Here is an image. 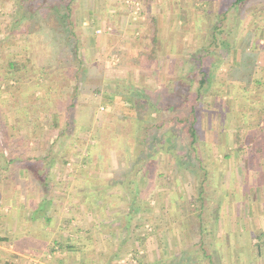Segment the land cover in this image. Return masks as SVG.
Segmentation results:
<instances>
[{
    "label": "rangeland",
    "instance_id": "rangeland-1",
    "mask_svg": "<svg viewBox=\"0 0 264 264\" xmlns=\"http://www.w3.org/2000/svg\"><path fill=\"white\" fill-rule=\"evenodd\" d=\"M15 3V0H0V22L1 25L5 24V28L11 15L15 16L16 12L20 14L26 12V9L19 10L14 7ZM226 3L229 5L231 0H78L73 15L76 37L72 38V43L65 36L68 33L65 34L63 28L57 27L54 30L50 24H47L49 22H45L42 12L34 13L35 20L33 19L32 22L39 23V27L33 28L30 35L18 33V38L13 39V44L27 46L25 53L36 68L37 76L33 78L35 81L40 83L42 79L45 80L47 89V80L50 84L53 82L54 85L62 87L59 91H54L57 97L55 96L54 99L55 105H52L60 115V126L54 127L53 118L47 120V115L39 118L37 122L40 124L34 123L36 126L34 133L23 137L19 134L22 138L18 142L19 146L26 152H23V155L19 154L20 156H13L22 157L24 160L36 159L38 155L46 156L51 141L56 138L51 157L67 163L66 168L69 172L73 170L72 173L83 175L85 172H92L94 166L92 162L96 157L103 160L104 155L101 156L103 152L100 147L102 144L118 142L117 145L111 144L107 147H113L110 151L111 157L103 160L104 163L102 161L99 166H96V163L93 168L97 173L98 170H103L99 175H105L106 178L114 175V171L124 163L122 150L125 148V139L120 137L117 140L113 138L109 140L108 137L106 140L100 137L98 129L105 112L128 117L127 109H124L123 104L118 101L121 97H125L124 94H129L124 90L129 87L123 83L119 85L118 92L116 90L113 92L111 88L105 87V82L129 81L131 87L135 84L139 93L150 91L153 94L155 91L161 105H164L165 100L169 99L167 96L174 90V80L186 73L188 59L192 55L203 53L202 64L206 67L211 66L208 67L211 71L215 70L216 82L213 87L214 96L206 95V99L211 101L210 108L202 113V127L206 137L205 154H208V158L213 161L214 185H221L220 189L225 188L227 192L217 225L218 233L223 234L225 242L222 241L217 252H214L219 261H234V258L241 255L244 263L250 264L255 258L252 247L257 242L255 235L264 230V0L247 1L238 11H235V7L228 8V12L224 15L228 7L223 9ZM90 11L95 12L93 25L89 24ZM222 19L224 33L214 31L215 23ZM29 27L31 29V25ZM155 33L160 41L159 54L151 60L148 57L152 49L150 35ZM217 37L226 38L230 47L219 46L216 56L208 58L209 51H214L211 47H217L215 43L213 44ZM77 39L78 48L73 51V44ZM208 42L209 44L211 42V47ZM201 47L204 48L200 49ZM217 55L221 58L219 59ZM4 56L9 58L6 53ZM48 65L50 75H43L39 68H47ZM3 74L4 72L0 70V77ZM248 78L261 84L247 81ZM11 80L15 79L12 77ZM9 82L12 85L13 82ZM230 82L241 85L230 89ZM198 85L197 78L192 85L185 87L186 92L183 91L175 96L178 101L185 99L183 102H177L178 106L175 110L172 108L170 110L169 107L161 110L149 109L145 103L140 112L143 114L147 113V110H153L154 115L158 117L155 122H161L164 127H173L177 134L180 133L178 137L183 146L188 143L189 136L174 119L177 114L184 117L190 111L189 90L196 92ZM2 89L7 90V85L2 83ZM31 89L34 87L31 86ZM42 92L38 94L42 98L39 104L48 105L50 102L47 100V92L44 90ZM73 97L77 98L76 105H78L74 109H69ZM174 103L170 105L174 106L176 104ZM19 104L22 106L21 101ZM68 111L72 114L75 127L72 130L67 129L68 132L62 134L61 131L67 122L64 115ZM23 121L26 123L27 120L21 122V126L25 127ZM17 126L18 131L21 126L20 124ZM164 127L153 130L160 133ZM34 128L32 127V130ZM5 134V129H0V143H4ZM76 135L87 141L82 145L83 148H79V156L73 155L72 150L77 144L72 145L69 142ZM37 140L41 145L35 144ZM38 146L41 148L37 149ZM234 148H241V152L233 154ZM227 151L231 152L232 157H225ZM7 153L9 155L8 150ZM87 153H90L92 159L89 164L84 161ZM75 159H80L82 162H77ZM59 168L57 166V172L51 169L50 173L59 174ZM166 170L171 173L172 182L165 175ZM64 171L65 167L62 165L61 176L63 173L66 174ZM64 182L58 189L57 195L60 197L56 199L60 205H64V199L67 198L66 189L70 186L69 182ZM197 187L195 177L188 172H183L182 175L169 158H166L162 165L154 162L143 190L150 212L135 219L134 223L141 224V227L132 226L129 235L125 238L127 246L124 247L127 248L120 249L119 256L111 260L112 264H149L164 252L170 256L165 264H173L175 260L171 257L182 254V250L196 239L191 232L192 221L195 220L189 219L191 217L189 212L193 206L190 210H186L190 196ZM11 197L9 195V198ZM16 199L13 196L6 204L15 205ZM30 200L31 196L28 193L26 202ZM72 200L76 202L78 199ZM123 204L119 196H116L113 205L111 204L113 207L100 202L98 205L105 208L103 214L100 212V217L104 219L111 216V210H116ZM4 207L1 203V214L5 213ZM78 210L79 208L76 209L77 212ZM72 211L71 223L79 225L80 215L75 216V211ZM93 214L96 215V213L84 215L85 222L82 221V227L85 224L88 228L90 224L95 223L99 214L98 216ZM113 219L117 223L111 228L122 225L125 220L124 216L120 217L115 213ZM70 231L74 234L77 230ZM137 235L142 237V242L138 248H133ZM121 236L123 238L124 233ZM110 241H108V251L114 252L118 239L114 235L111 236ZM1 245L0 243V259L14 260L16 264H59L58 261L62 260L60 256L47 258L46 252L40 255L30 250L27 256L23 257L28 262H23L20 259L22 256L8 252L6 247L2 248ZM134 249L137 251L135 252ZM5 250L8 254L3 252ZM52 251L56 254L62 252L56 244ZM262 257H258L255 263H261L264 260ZM178 261V264H185L182 257H179Z\"/></svg>",
    "mask_w": 264,
    "mask_h": 264
},
{
    "label": "trees",
    "instance_id": "trees-1",
    "mask_svg": "<svg viewBox=\"0 0 264 264\" xmlns=\"http://www.w3.org/2000/svg\"><path fill=\"white\" fill-rule=\"evenodd\" d=\"M37 1L38 3H36ZM77 1L78 0H15L16 3L14 7L18 8L19 10L26 9V12L23 14L16 12L15 16L11 15V19L7 23L8 29H11L14 34L24 33L26 35H30L32 33L33 28L39 27V23L32 22V20L34 19L33 14H41L42 12V14H44L45 16V22H49L47 24H50V26L54 30H56L57 27L63 28L64 33H68V35L65 36H67L70 43H72V38L74 39L76 37V33H74L73 29V15L76 9ZM247 1L250 0H231V3L229 5H227L228 3H226V5L223 6V9L224 7H228L224 11V15L228 12V8L233 9L235 7V11L240 10L239 8L244 6L246 4L245 2ZM27 11L29 12L27 13ZM88 17L89 24L93 25L95 12L90 11ZM223 22L224 20L222 19L221 21L215 23L213 27L214 31L218 30L220 33H224ZM30 25L31 29L29 27ZM150 38L152 49L148 57L149 59L153 60L156 55L159 54L158 44L160 41L157 33L150 35ZM3 41H5V39H1L0 42L2 43ZM78 44L79 40L77 39V41L73 44V51L78 48ZM213 44L217 47H211V45L209 46L213 48L214 51H209V53L207 54L208 58H210V56H216L215 54H217L216 51L219 46L221 48L225 46L228 48L230 47L228 46L229 44L226 38L223 37H221V39H219L218 37L214 39ZM203 48L204 47H201L200 49ZM26 49L27 46L24 47V58L21 61L16 60L15 58L13 60H10L9 58L7 72H4L6 76L3 77L4 82L8 87L7 91L11 89L9 92L13 94V99L8 101V103L12 106L18 107L19 111L23 112L25 115L28 111V107L23 105L20 106L19 102L21 99L24 100L26 98V95L30 93L31 88L30 86L28 87V83L33 80L35 76H37L35 72L36 68H33L31 62L29 61L30 59L25 53V51H27ZM217 56L219 59L221 58L220 55ZM202 58L203 53L199 55H192L191 58L188 59V63L186 62L188 67H185L186 73L178 76L174 80V90L169 93V95L167 96L169 99L165 100L166 102L164 103V105H161V102L155 91L153 92V94L150 91H147V93H144L143 91L139 93L138 89L134 86L135 84H133L131 87L129 81L115 80L111 83L108 81L105 82V87L107 86L108 88H111L113 92L115 90L116 92H118V89L120 87L119 85L123 83H125L124 85L126 87H129L124 89L128 91L129 94L126 95L124 93H120L124 94L125 97H121V99L118 98V102L122 103L124 109L128 110H126L128 117H121L118 114L116 115L111 114L110 112H105V115L102 119V124L99 125L100 127L98 129L100 137L105 138L106 140L108 137H110L108 138L109 140L112 138L117 140V138L124 137L125 148L122 150L124 151V155L122 157L124 163L123 166H120L116 169V171H114V175H111L108 178H106L105 175H99V173L103 170H98L99 172L97 173L96 169H93L95 164L97 163L96 166H99L102 164L103 160L105 161V159L110 158V151L113 150V147H107L111 144L117 145L118 142L104 143L100 146L103 152L101 156L104 155V157L102 158L103 160H100L99 158L96 159V157L92 162V159L90 158V153H87V156L84 157V161L87 164L92 162V165L94 166L92 168V172L88 171L87 173L85 172L83 174L87 177V181L85 182L86 191L88 195L87 198L89 200H92L93 204L98 205L100 202H102L107 203L108 207H113L111 206V204L113 205V201L115 200L116 196L122 198V201L124 202L117 214L118 216H124L125 218L122 225L120 224L119 226L114 227L112 229L109 228L103 230H107L110 236L115 235V237H117L118 239V243L116 244L117 251H110L108 253L110 255H115L111 256L112 259L117 258L119 256L120 249L127 248L124 247L127 246L125 245V238H127V235H129L132 226H134L135 228L141 227V224L136 222L134 223L135 219L140 216H145L148 212H150L149 203H147L144 199L143 190L148 182L149 172L153 167V163L156 162L157 164L162 165L164 164L165 159L169 158L171 163L173 162V166H177L178 171L182 175L183 172H188L193 175L198 185V187L195 189V192H193V194L190 196L191 199L188 201V207L186 210H190L193 206V209H191L189 212L191 216L189 217V219L195 220L192 221L193 223L191 232L193 234V238L195 237L196 239L194 243L182 250V254L174 255V257L172 256L171 258L173 260H177L179 257H182L185 264H245L241 255H239L238 258L236 257L237 259L234 258V261L230 260L228 262H225L224 260L219 261L217 256L215 255V252H217L218 248L220 247V243L222 241L225 242L223 234L219 235L218 233L217 225L219 222L222 206L225 202L227 192L225 188L220 189L221 185H214L212 180L214 168L213 161L212 159L208 158V154H205L206 141L204 139L206 137L204 134L205 131L202 127V113L207 112V110L210 108L211 101H208L206 99V95L213 94V87L216 85V82L214 81L215 70L211 71L208 68L211 66L206 67L205 65H203ZM39 70L40 72L42 71L43 74H47V71H45L42 67L39 68ZM234 76L237 75L234 74ZM12 77L18 84L17 86L14 83L10 85L9 81H11ZM197 78L199 85L196 92H190L189 90L188 98L191 99L190 111L186 113L184 117H180L181 115L177 114L174 119V121L180 124L183 130L189 136L188 143L182 146L179 140L180 133L177 134L174 131L173 127H164L162 126L161 122L156 123L158 117L157 115H154V113L152 112L153 110H147V113L142 114L140 112V109L144 107L145 103H147L149 109L156 108L158 110H161L165 107H169L170 110L171 108L175 110V108L178 106L177 102H183L185 100L179 99L180 101H178L176 100L175 96L181 94L183 91L186 92L187 89H185V87L192 85L193 81ZM249 79L251 78H248L246 80L258 84L257 81H252ZM260 84L261 82H259L258 85ZM238 85L241 84L233 82L231 83V85H229V87H231L230 89H232V87L235 88ZM49 88L50 92L47 91V87L44 83L41 84V89L47 92L48 101L52 106L55 105L54 99L57 97L56 94H54V91L57 92L62 89V87H60V85H54L52 82L49 85ZM237 92L240 93V91ZM53 94L56 97L53 96ZM212 96H214V94ZM113 99L114 98L112 97L111 100ZM76 101L77 98L73 97L68 108L71 109L75 107ZM172 102L176 103H174L175 105L173 104L175 107L170 105V103L172 104ZM46 106L47 105H45L44 103L39 104L38 109H45ZM59 122V115L55 114L53 117V126H60ZM74 127L75 125L73 124L72 117L69 114L66 126L61 132L62 134H64L65 132H68L67 129L72 130L74 129ZM158 127L159 129L164 127L163 131L159 133L157 130H153V128ZM71 139L72 140H69V142L72 145H80L79 147L74 146L72 149L76 151L78 150L77 152H74H76L75 154L79 156V148L82 147V145L86 144L87 141L81 139L78 135ZM238 139L240 140L241 137H239ZM232 152L233 154L240 153L241 148H234ZM225 157H232L231 152L227 151L225 153ZM165 175H167L170 181L172 180V175L167 170L165 172ZM197 177H199V179ZM171 190L172 192H174V188H172ZM196 205L198 207H196ZM157 215L160 216L159 214ZM118 230L124 233L123 238L121 236L122 233H120V231L116 232ZM100 232H102V230H100ZM255 238L257 239V242L252 246L255 258L254 260L250 261V264H256L255 261L258 259V257L260 258L264 255V230H261L260 233L257 234V236L255 235ZM141 242L142 237L140 235H137L136 240L133 243V248H138ZM56 244L61 250L67 249L71 252L78 251V246L75 244H63L60 242H57ZM134 250L135 252L137 251V249ZM164 253H161L159 257L161 259L160 262L164 260L162 257ZM168 258H170V256H168ZM139 261H142V259H139ZM262 262L264 264V260ZM0 264L16 263L14 260L0 259Z\"/></svg>",
    "mask_w": 264,
    "mask_h": 264
},
{
    "label": "crops",
    "instance_id": "crops-1",
    "mask_svg": "<svg viewBox=\"0 0 264 264\" xmlns=\"http://www.w3.org/2000/svg\"><path fill=\"white\" fill-rule=\"evenodd\" d=\"M4 25L2 24L0 27V41L1 39H5L2 43L0 42V70L7 72L8 59L10 58V60H13L15 58L21 61L24 58V47L22 45L15 46L13 44V39L18 38V33L14 34L11 29H8L7 25L6 28ZM5 53L9 55V58L4 56ZM31 65L34 67V63L31 62ZM42 68L47 71L46 75L49 76V65L47 68ZM5 76L6 74L4 73L0 77V129L4 128L6 133L4 143L2 141L3 144L0 143V180L2 182H0V204L2 203V205L5 206L3 208L5 213H0V243L3 245H1L2 248L6 247L8 252L10 251V253H16L22 256L20 259L23 262H28L23 259V257L27 256L30 250H33L35 254H44L46 252L47 258L60 256L62 260L58 261L59 264H112L111 256L115 255L108 254L109 251L107 248L111 236L107 230H103L116 225L115 223L117 222L114 221L115 218L113 219V214H118L120 208L116 210L112 209L111 216H107L104 219L102 216L100 217V212L103 214L105 208L101 205L93 204L92 200H89L86 197L87 195L85 196V193H87V191H85V182L87 181L86 175L74 174L72 173L73 170L69 172L66 168L67 163L65 164L51 157L56 138L51 141V146L48 147V154L46 156L38 155L36 159L25 160L22 157L13 156L19 154L23 155V152H26L23 150V147L19 146L18 142L22 139L19 137V134L23 137L29 133H34L36 129L34 123L36 122L37 125H39L40 123L38 124L37 122L39 118H44L45 115H47L46 119L49 120L57 114V111L50 103L45 109H38L39 103L42 102V98L38 94L43 93L41 90V84L45 82L43 79L42 82L39 83L40 85L35 79L28 83V87L30 86L31 88L32 86L34 89H31L24 100H20L23 106L28 107L26 115L19 111L18 107L10 105L8 101L13 99V94L2 89V83L6 85L3 78ZM11 82L16 84V86L18 85L15 80H11ZM46 82H48L47 91L50 92L49 80ZM53 96L55 95L53 94ZM77 105L75 107H77ZM75 107H73V109ZM69 114V112L65 113L64 118L66 120ZM70 115L72 117V114ZM22 120H27L26 123L23 121L25 127L21 126ZM17 124L21 126V129L18 131ZM32 127L35 128L32 130ZM35 144L41 145L39 140H37ZM39 147L40 146H38L37 149H39ZM7 150L9 151V155ZM76 152H73V155H76ZM76 161L82 162L80 159ZM62 165L65 167L64 172L66 173H63V176L60 175ZM57 166L60 167V171L58 170L59 174L55 173L57 172ZM51 169L55 170L52 174L50 173ZM64 181L69 182L70 186L67 188L64 185V187L67 188H65L67 191V198L64 199V205H60L56 199L60 197L57 195L59 192L58 189L63 185L62 183H65ZM30 182H32V184H30ZM28 193H30L31 200L27 203L26 195ZM9 195L17 198L15 205L13 203L6 204L7 201L12 200V197L9 198ZM72 199H78V202H73ZM77 208H79L78 212L76 211ZM72 210L75 211V216L80 215L79 225H73L71 223ZM89 213H96L97 216L99 214L100 218L95 220L94 224H90L88 227L90 229L85 227V224L82 227V221L85 222L84 215L87 214L89 216ZM74 229L77 231L72 234L70 230ZM100 230H102V232H100ZM91 232L94 234H91ZM57 242L75 244L78 246V251L71 252L65 249L56 254L52 249H54ZM111 244L110 241V245ZM115 250L117 251L116 248ZM7 251L5 250L3 252L8 254ZM33 252L30 253L33 254ZM160 255L149 264H165L168 258L167 254L164 253L162 255L164 262H160ZM61 261L63 263H61ZM177 262H179L178 259L175 260L173 264H178Z\"/></svg>",
    "mask_w": 264,
    "mask_h": 264
},
{
    "label": "built area",
    "instance_id": "built-area-1",
    "mask_svg": "<svg viewBox=\"0 0 264 264\" xmlns=\"http://www.w3.org/2000/svg\"><path fill=\"white\" fill-rule=\"evenodd\" d=\"M131 260H132V257H131ZM133 261L135 262V260L133 259Z\"/></svg>",
    "mask_w": 264,
    "mask_h": 264
}]
</instances>
